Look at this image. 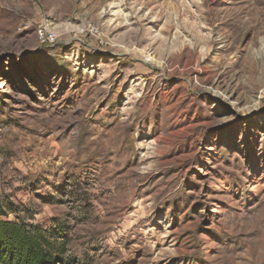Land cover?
<instances>
[{"label":"rangeland","instance_id":"374dc122","mask_svg":"<svg viewBox=\"0 0 264 264\" xmlns=\"http://www.w3.org/2000/svg\"><path fill=\"white\" fill-rule=\"evenodd\" d=\"M0 220L66 264H264V0H0Z\"/></svg>","mask_w":264,"mask_h":264},{"label":"trees","instance_id":"16d2710c","mask_svg":"<svg viewBox=\"0 0 264 264\" xmlns=\"http://www.w3.org/2000/svg\"><path fill=\"white\" fill-rule=\"evenodd\" d=\"M63 231L0 220V264H66Z\"/></svg>","mask_w":264,"mask_h":264},{"label":"built area","instance_id":"2783aa9c","mask_svg":"<svg viewBox=\"0 0 264 264\" xmlns=\"http://www.w3.org/2000/svg\"><path fill=\"white\" fill-rule=\"evenodd\" d=\"M91 33H97L98 30L96 28L90 27L86 29ZM60 34L55 30H48L44 26H40L36 30L37 41L42 46H54L59 39Z\"/></svg>","mask_w":264,"mask_h":264}]
</instances>
